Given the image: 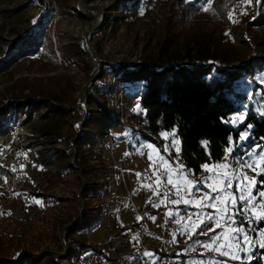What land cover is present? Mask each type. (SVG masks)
Segmentation results:
<instances>
[{
    "label": "rangeland",
    "instance_id": "obj_1",
    "mask_svg": "<svg viewBox=\"0 0 264 264\" xmlns=\"http://www.w3.org/2000/svg\"><path fill=\"white\" fill-rule=\"evenodd\" d=\"M256 1L201 0L198 8L184 15L180 0H0V65L27 34L39 35L33 37L43 43L36 53L0 70V109L28 96H43L47 106H62L49 115L43 113L47 107H42L27 120L21 110L18 120L13 116L6 123L10 131L0 134V264L22 258L24 264H154V258H161L157 261L161 264L166 255L160 251L172 253L173 258L192 255L190 261L200 264H247L259 256L264 260V248L258 247L264 244V220L249 218L259 217L264 209L237 215L236 223L229 224L226 214L216 211L225 205L210 201L216 209L204 208L203 213H214L220 226L209 220L183 231V223L175 222L180 217H169L164 206L154 207L161 197L142 186L153 182L152 168L160 165L158 157L163 156L174 169L183 165L196 181L210 177L208 183L226 188L228 181L218 174L235 170L236 176L243 172L254 182L253 195L264 191V174H260L264 161L255 154L246 155L253 149L264 155V143L250 141L254 126L250 124L231 140L233 151L225 154L227 158L206 163L229 168H202L195 174L182 160L176 129L162 132L156 137L159 142L137 129L139 111L134 109L140 106L141 97L134 96L145 93L147 81L123 77V67L132 70L146 65L158 70L179 65L180 60V64H198L202 53L220 56L230 67L232 60L249 57L252 47L258 55L264 54V23L252 22ZM175 30H179L176 42L168 41L170 45L163 48V40ZM196 36L205 39L201 47L210 51H202ZM256 82L259 86L245 79L239 84L250 100L231 117H243L232 123L237 128L250 112L264 117V70L256 74ZM89 92L98 93L119 122L111 137L99 138L78 153L75 139L87 132L83 125L90 113ZM172 133L179 141V152L172 148ZM245 135L247 139L241 140ZM41 150L61 156L53 168L62 172L53 173L37 161L35 153ZM62 150L72 155L62 158ZM253 161L257 162L255 171L241 168ZM87 183L91 186L85 192ZM197 186L210 191L204 184ZM236 188L233 179L231 188L221 193L222 199L228 200ZM179 208L180 216L187 209L198 211L183 204ZM85 212V229L76 230ZM237 225L250 241L243 252L239 250L242 245L231 239ZM213 235L220 238L221 252L201 246L210 243ZM80 244L85 246L80 248ZM225 251L227 256L222 254Z\"/></svg>",
    "mask_w": 264,
    "mask_h": 264
},
{
    "label": "trees",
    "instance_id": "obj_2",
    "mask_svg": "<svg viewBox=\"0 0 264 264\" xmlns=\"http://www.w3.org/2000/svg\"><path fill=\"white\" fill-rule=\"evenodd\" d=\"M128 1V0H127ZM198 2H186L180 0L187 15L191 9L198 8ZM129 8V4H125ZM181 17V16H180ZM179 17V18H180ZM186 23L185 18L181 19ZM252 22L264 23V0L255 2V16ZM251 23V22H250ZM177 24V23H176ZM175 24V25H176ZM175 30L173 36H166L162 47L166 48L168 41L176 42L179 37ZM27 34L25 38L17 41L8 52V57L1 61L0 70L7 69L17 58L36 53L43 45L41 38H34ZM168 37H172L171 39ZM200 48L205 39L201 36L194 37ZM252 54L249 57L232 60V66L226 64V60L212 53H202L198 64L192 61L187 64L168 65L161 69L149 68L146 65L138 66L136 69H125V79H144L147 81L146 91L141 97L140 106L142 111L136 113V119L144 137L159 142L156 139L164 131L176 129L177 136L181 144V157L186 167L195 174L202 171V165L211 162L221 161L226 154V149L230 146L231 140L240 135V131L250 124L253 127L251 142L258 141L264 143V117L258 113L250 112L243 125L238 128L233 126L231 117L241 112L245 103L249 102V94L239 87V84L250 80L255 86L256 74L264 70V54L252 47ZM202 51H210V48H203ZM209 59H212L209 62ZM158 64V63H157ZM155 64V65H157ZM256 90L257 88H255ZM252 89V91H253ZM134 95V94H133ZM47 98L43 96H28L8 103L0 109V134H6L10 128L6 123L15 117L18 120L19 113L23 110L24 119H29L35 111L42 107H47L43 112L49 115L50 112H59L61 105L53 104L47 106ZM87 103L90 113L84 122L83 135L75 139L78 153L85 146L94 145L97 139L112 136V128L119 122V117L112 109H109L98 93L89 92ZM24 108V109H23ZM62 158L72 155L67 150H62ZM37 161L47 170L53 173H60V168L54 169L53 162L61 160V156L56 157L41 150L35 153ZM86 175V171L83 172ZM50 180V179H49ZM51 181V180H50ZM52 186V182H49ZM91 183L86 184V190ZM87 213L83 219L75 226L76 230L85 229ZM207 237L210 235H206ZM80 248L85 245L80 244ZM165 254V253H164ZM47 258V255L44 256ZM42 257V258H44ZM185 257V255H184ZM110 258V257H109ZM111 259V258H110ZM113 260V259H112ZM3 264H24L23 258L17 262H5ZM56 264H59L56 262ZM247 264H264L262 257H255Z\"/></svg>",
    "mask_w": 264,
    "mask_h": 264
},
{
    "label": "snow or ice",
    "instance_id": "obj_3",
    "mask_svg": "<svg viewBox=\"0 0 264 264\" xmlns=\"http://www.w3.org/2000/svg\"><path fill=\"white\" fill-rule=\"evenodd\" d=\"M210 2V0H206V3ZM250 2V0H249ZM205 11L207 8L204 9ZM246 14V13H244ZM231 16V14H229ZM135 111H142L139 105H137ZM243 117H233L229 123H235L237 121L242 120ZM126 135V134H125ZM172 139V148H174L177 152H179V141L175 139V133L171 134ZM164 138L168 139L169 134L164 133ZM241 140L247 139V136L240 137ZM151 147V146H149ZM259 147V146H258ZM165 151H168L167 146L165 147ZM233 148L229 147L226 149V153H232ZM257 155L260 161H264V155H259L255 149L253 151L247 153L249 157L253 155ZM227 158V156L225 157ZM152 157L149 155V160ZM160 161V165H154L152 168L153 176L155 177L152 183L142 185L143 187H147L153 190V194L157 197H161L159 199V203L154 204V207H161L164 206L167 211L166 214L169 217L179 216L180 218L177 219L175 222L177 224L183 223V231H188L192 228H199L201 224H204L206 221L214 220L216 225L219 227V219L216 218L215 214H205L203 213L204 208H212L216 209V204L211 203L210 201H218L221 204L225 205L216 211L220 212L221 214H226L227 220L229 224H235L236 221L234 219L237 215H246L248 213H255L257 208L264 209V191L257 190L256 194L253 195V192L250 190L252 184L254 183L251 178H249L245 173L241 172L239 176H236L235 170L230 172L221 173L218 175H222L227 181L226 188H217L215 184L208 183L207 181L210 177H203L200 181H196L189 177L192 176L191 172L185 173L183 165H177L174 169L171 164H169L163 156L158 157ZM174 163V162H173ZM257 166V162L253 161V163H244L241 165V168H247L249 170L255 171ZM215 167L221 168H229V165H213L209 166L208 164L202 165V168L205 171H212ZM161 169H163L161 171ZM15 170V169H13ZM173 172L176 173V178H173ZM260 174H264L262 171ZM138 176L141 174H137ZM235 179L236 181V192L233 193L228 200H224L221 197V193L226 192L227 188H231V182ZM242 181L247 182L241 187ZM198 184H204L207 189L210 191H201V189L197 186ZM163 193V194H162ZM212 193L216 195L213 196ZM197 194H199V199H197ZM190 197V198H189ZM238 197V199H237ZM183 204L185 207H195L198 209L195 213H189L186 217L180 216V208L179 206ZM171 206V207H170ZM229 208L231 211H229ZM193 217L196 219L194 220ZM252 220H264V212H261L259 217H249ZM154 219V218H153ZM199 221V223H197ZM214 229H210L209 232H214ZM233 231V236L231 239L236 240L237 243L241 244L242 247L239 249L240 251H245L250 241L247 236L245 230L237 225ZM209 232H203V235H209ZM135 239V237H134ZM220 238L218 236L213 235L211 237V242L208 244L201 245L206 249H212L216 252H221V245L217 243ZM215 246V247H214ZM258 247L264 248V244H259ZM223 255L227 256L229 253L227 251L222 253ZM145 255H152L151 253H145ZM233 259H240L239 256L233 255ZM251 259L250 257L248 258Z\"/></svg>",
    "mask_w": 264,
    "mask_h": 264
},
{
    "label": "built area",
    "instance_id": "obj_4",
    "mask_svg": "<svg viewBox=\"0 0 264 264\" xmlns=\"http://www.w3.org/2000/svg\"><path fill=\"white\" fill-rule=\"evenodd\" d=\"M189 214V212L186 213V216ZM164 255H166V257H163L161 260V264H190V262H188L186 260V258L184 256H176L173 258L171 256H173L172 253H168L166 252Z\"/></svg>",
    "mask_w": 264,
    "mask_h": 264
},
{
    "label": "crops",
    "instance_id": "obj_5",
    "mask_svg": "<svg viewBox=\"0 0 264 264\" xmlns=\"http://www.w3.org/2000/svg\"><path fill=\"white\" fill-rule=\"evenodd\" d=\"M47 187L50 188L51 186L49 187V186L47 185ZM187 210H188V211H187ZM187 210H186V212H185V217H186V213H187V212L192 213L191 210H189V209H187ZM160 253H161V255L164 254V252H161V251H160ZM190 255H191V254H190ZM215 256H216V255H215ZM215 256H213V257H215ZM192 257H193V256L191 255V256H189V259H186V260H187L188 262H190V264H200V263H198L197 260H195V261H192V260H191V261H190V258H192ZM110 258L113 259V260H115V259L112 258V257H110ZM110 258H108V259H110ZM185 258H188V256H185ZM160 259H161V258H159V259L154 258V264H157V261L159 262ZM212 260H214V259H212Z\"/></svg>",
    "mask_w": 264,
    "mask_h": 264
},
{
    "label": "water",
    "instance_id": "obj_6",
    "mask_svg": "<svg viewBox=\"0 0 264 264\" xmlns=\"http://www.w3.org/2000/svg\"><path fill=\"white\" fill-rule=\"evenodd\" d=\"M91 47V46H90Z\"/></svg>",
    "mask_w": 264,
    "mask_h": 264
}]
</instances>
